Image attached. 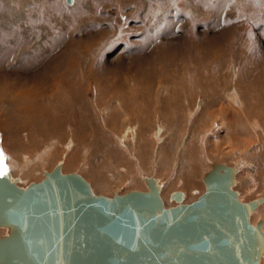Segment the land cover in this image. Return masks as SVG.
<instances>
[{
    "label": "rangeland",
    "instance_id": "1",
    "mask_svg": "<svg viewBox=\"0 0 264 264\" xmlns=\"http://www.w3.org/2000/svg\"><path fill=\"white\" fill-rule=\"evenodd\" d=\"M66 1L0 0V148L20 163L11 170L19 186L42 180L61 160L63 172L82 175L93 191L97 179L106 187L97 194L108 196L148 189L146 178L164 176L173 206L177 190L185 202L197 199L219 162L237 167L240 201L264 197V0ZM61 72L72 86L81 78L76 98L49 87L48 76ZM189 92L197 98L186 108ZM237 105L250 132L233 120ZM123 125L138 131L128 147ZM159 125L162 141L152 134ZM162 155L169 158L158 162ZM250 218L264 220V203Z\"/></svg>",
    "mask_w": 264,
    "mask_h": 264
},
{
    "label": "water",
    "instance_id": "2",
    "mask_svg": "<svg viewBox=\"0 0 264 264\" xmlns=\"http://www.w3.org/2000/svg\"><path fill=\"white\" fill-rule=\"evenodd\" d=\"M0 167V264H260L264 255L263 220H250L264 198L239 200L236 166L213 162L206 190L191 202L173 192V206L153 177L148 191L108 196L60 165L25 187Z\"/></svg>",
    "mask_w": 264,
    "mask_h": 264
},
{
    "label": "bare ground",
    "instance_id": "3",
    "mask_svg": "<svg viewBox=\"0 0 264 264\" xmlns=\"http://www.w3.org/2000/svg\"><path fill=\"white\" fill-rule=\"evenodd\" d=\"M25 1V0H24ZM68 4H71L72 3V0H67L66 1ZM44 44H47V43H44ZM42 49H44L43 47H41ZM66 73V74H65ZM180 76H182V75H180ZM48 77H50V79H51V85L49 86V87H53L54 85L56 86V87H59L60 89L59 90H63L66 94H69V93H72V94H74V95H76L75 96V98L77 97V95H78V90H77V88L79 87L78 85H79V80L81 79V78H79V79H74V81H77V83H76V85L75 86H72L71 84H68V82H66V77L67 78H69V75L67 74V72H61V73H58V74H51V75H49ZM179 77V76H178ZM183 77V76H182ZM184 81V80H183ZM177 82H178V80H177ZM179 83V82H178ZM162 84V83H161ZM195 84V83H194ZM197 85V84H196ZM200 85V84H199ZM157 86V85H156ZM161 86H163V85H160V87ZM202 87V86H201ZM156 88V87H155ZM155 88H154V90H155ZM50 89V88H49ZM54 89H56V88H54ZM150 91H151V89L149 90V91H147L146 93H150ZM159 92V93H158ZM158 92H156L155 94V100H157L158 99V96H159V98L162 96V93H165V92H163L162 90H159ZM196 92V91H195ZM196 93H198V92H196ZM148 94H146V95H148ZM151 94V93H150ZM182 94V91H180L179 90V96ZM144 95V94H143ZM186 95V97H185V99H186V101H189V104L188 105H186V108H190V107H192L193 105H192V102H193V100H194V98L196 97V96H192L191 94H190V92L188 93V94H185ZM185 95H183V96H185ZM114 96V95H113ZM152 96V95H151ZM132 97H134V96H132ZM139 97V96H138ZM167 98V97H166ZM164 99V102H168L167 101V99ZM197 98V97H196ZM110 99V98H109ZM239 100V102L237 101L236 103L238 104V105H241L242 104V100L239 98L238 99ZM170 101V100H169ZM156 102V101H155ZM160 102V101H159ZM174 103V102H173ZM137 104V103H136ZM157 105V104H156ZM237 105V106H238ZM156 107V106H155ZM184 108H182V109H184L185 110V106H183ZM239 107V106H238ZM234 107L235 108V111L233 112L234 114H233V116H234V118H233V120L234 121H236L237 122V124L238 125H240L241 126V130L242 131H244V132H250L249 131V128L251 127V126H249V125H247V123L246 122H244V120H242V118H240L239 116H241V114L239 113V112H236V110H240V111H242L241 110V108H243V107ZM94 108H95V105H94ZM192 109V108H191ZM190 109V110H191ZM158 110V109H157ZM244 110V109H243ZM81 112V111H80ZM95 112V110H93V113ZM197 111H193L190 115L192 116L194 113H196ZM26 113V112H25ZM70 113V112H69ZM124 113L126 114V112L124 111ZM202 113L203 112H199L198 113V118H199V116H202ZM227 113V112H226ZM225 113V114H226ZM18 114H20V113H18ZM24 114V113H23ZM215 114V113H214ZM229 114V113H228ZM21 115V114H20ZM127 117H129V118H134V119H138L139 118V116H141V115H138V113H134V114H132L131 116H129V113L127 112ZM134 115H136V116H134ZM211 116H212V114H210ZM209 115V116H210ZM220 115V114H219ZM262 115V114H261ZM144 116V115H143ZM157 116V115H156ZM211 116H210V118H211ZM214 116V115H213ZM218 115H216V117H217ZM248 116L250 117V115H249V113H248ZM247 116V117H248ZM127 117H125V120L127 121ZM142 117V116H141ZM175 117V115L173 114V118ZM177 117V116H176ZM215 117V116H214ZM213 117V118H214ZM261 117L262 116H259V119H261ZM143 118V117H142ZM145 118V117H144ZM246 118V117H245ZM2 119V118H1ZM158 119V118H157ZM156 119V120H157ZM192 119V118H191ZM160 120V119H159ZM197 120V119H196ZM257 120V119H256ZM135 122H139V120H134ZM141 121H144V119H142ZM163 121V120H162ZM221 121H222V125H228V121H227V117H225L223 114H221ZM159 122V121H158ZM125 123V122H124ZM126 124H128V122L126 123ZM125 124V125H126ZM125 125H123L124 126V128L126 129V131L121 135V139H122V143H124V144H126V146L128 147L129 146V141H130V139L129 138H131L132 140L133 139H135L136 137H134V135L138 132L137 130H131V128H130V125H128V126H125ZM158 125V124H157ZM194 125H196V123L194 124ZM162 126V125H161ZM160 125L157 127V129L155 130V133H152V134H154V139L156 140V141H158V140H160L161 138V134H162V127H161ZM193 126V125H192ZM191 127V126H190ZM230 128V129H229ZM228 129H227V132H225L226 133V135L227 136H232L233 134H235L234 132H232V130H231V127H229ZM152 130V129H151ZM46 131V130H45ZM143 131H145V130H143ZM146 132H148V131H146ZM151 132V131H150ZM237 132H239V130H237ZM142 133V132H141ZM144 133V132H143ZM149 133V132H148ZM211 133V132H210ZM145 134V133H144ZM151 134V133H150ZM129 135H131V136H129ZM145 135H147V133L145 134ZM72 136H74V135H72ZM149 136V135H148ZM141 137V136H140ZM166 137V136H165ZM236 137V136H235ZM245 137V136H244ZM143 138V137H142ZM191 138V137H190ZM200 138V137H199ZM11 139V138H10ZM71 139V138H70ZM144 139H149V138H144ZM152 139V138H151ZM14 140V139H13ZM143 140V139H142ZM153 140V139H152ZM164 140V139H163ZM185 140V139H184ZM191 140H193V139H190L189 141H191ZM71 141H72V139H71ZM70 141V142H71ZM147 141V140H146ZM149 141V140H148ZM147 141V142H148ZM161 141H162V139H161ZM160 141V142H161ZM166 141V140H165ZM204 141H205V139H204ZM69 142V143H70ZM76 142V141H75ZM74 142V143H75ZM142 142H144V141H142ZM167 142V141H166ZM208 141H205V144L207 143ZM131 143V142H130ZM135 143V142H134ZM140 143V142H139ZM149 143V142H148ZM148 143H146V142H144V146H146V144L148 145ZM162 143V142H161ZM168 143V145L167 146H169V143L170 142H167ZM191 143V142H190ZM2 144V143H1ZM68 144V141H67V143H66V145ZM98 144V143H97ZM194 144V143H193ZM70 145H72V144H70ZM141 145V144H140ZM139 145V146H140ZM166 145V144H165ZM197 146H198V148H199V144L197 143L196 144ZM239 145V144H238ZM178 146V145H177ZM183 146V145H182ZM205 146V145H204ZM208 146V145H207ZM67 147V146H66ZM150 147V146H149ZM184 147V146H183ZM182 147V148H183ZM186 147V146H185ZM137 149H138V147H136ZM168 148V147H167ZM179 148V147H178ZM177 148V149H178ZM181 148V149H182ZM69 149V148H68ZM148 149V148H147ZM150 149V148H149ZM158 149V148H157ZM166 149V148H165ZM174 149H176V147L174 148ZM185 149V148H184ZM131 150H133V149H131ZM130 150V151H131ZM159 150V149H158ZM180 150V149H179ZM189 150V149H188ZM187 150V151H188ZM194 150V149H193ZM200 150H202V149H200ZM44 151V150H43ZM52 151V148L51 149H49V147L47 146L46 147V150H45V154L44 153H42L41 155H49V153ZM67 151H69V150H67ZM129 151V152H130ZM148 151V150H147ZM156 150H154V152H155ZM181 151H183V150H181ZM197 152H200V151H198V150H196ZM196 151L194 152V153H196ZM203 151V150H202ZM202 151L200 152V154L199 155H202ZM207 151V150H206ZM86 152H88V151H86ZM157 152V151H156ZM160 152H161V150H160ZM159 152V153H160ZM189 152V151H188ZM5 153H7L6 151H5V149H4V147L3 148H0V154H2V157H0V158H3L5 155L7 156L8 154H5ZM68 153V152H67ZM66 153V154H67ZM93 153H94V151H93ZM93 153H92V155H93ZM150 153V152H149ZM180 153V152H179ZM190 153V152H189ZM62 154V153H61ZM64 154V153H63ZM62 154V155H63ZM66 154H64V157H65V163L67 164L68 163V161L69 160H67L66 159V157L67 156H65ZM143 154V153H142ZM176 154H178V152L176 153ZM184 154V153H183ZM36 155V154H35ZM153 155V154H152ZM154 155H155V157H156V155L157 154H155L154 153ZM153 155V156H154ZM179 155V154H178ZM195 155V154H194ZM39 156H40V154H39ZM42 156V157H43ZM46 156H45V158H46ZM99 156V155H98ZM134 156V155H133ZM145 156H146V154H145ZM177 156V155H176ZM196 156V155H195ZM16 157V156H15ZM30 157V156H29ZM48 157V156H47ZM63 157V156H62ZM63 157V158H64ZM184 157H185V155H184ZM183 157V158H184ZM191 157V156H190ZM11 156L9 157V155H8V157L6 158V160H5V164L7 165V166H9V167H11V168H9L10 170V174L11 173H13L14 172V170L13 171H11L12 169H14L15 167V165L18 163L19 165H20V163L18 162V160H16V159H14V158H11ZM17 158V157H16ZM44 158V157H43ZM153 158V157H152ZM167 158H169V157H164L163 155L162 156H158L157 157V159H158V162H162L164 159H167ZM176 158V157H175ZM31 159V158H30ZM30 159H28V160H26V162L27 161H29V163H31V161H35L34 159H32V160H30ZM36 159V158H35ZM39 159V158H38ZM38 159H36L37 161L36 162H38ZM41 159V158H40ZM70 159V158H69ZM92 159V158H91ZM177 159V158H176ZM176 159H174V162H176L175 160ZM46 160V159H45ZM73 160V159H72ZM88 160V159H87ZM93 160H95V159H93ZM129 160H130V158H129ZM142 160V159H141ZM172 160V159H171ZM185 160H186V158H185ZM48 161V160H47ZM92 161V160H91ZM97 161V160H96ZM151 161H154V160H151ZM40 162V161H39ZM59 162V161H58ZM61 160H60V162H59V164H61ZM155 162V161H154ZM28 163V162H27ZM35 163V162H34ZM63 163V162H62ZM167 163H168V161H167ZM18 164H17V167H18ZM58 164V165H59ZM173 164V163H172ZM176 164H177V162H176ZM183 164V166H185V163H182ZM24 165V164H23ZM37 165V164H36ZM62 165H64V164H62ZM68 165V164H67ZM66 165V166H67ZM61 166V165H60ZM21 167V166H20ZM19 167V168H20ZM23 167V166H22ZM25 167V166H24ZM62 167L63 166H61V171H62ZM64 167H65V165H64ZM166 167H169L168 165L166 166ZM186 167V166H185ZM185 167H183V168H181L180 169V171H179V173H181V174H187V169L185 168ZM19 168H18V170H19ZM64 169V168H63ZM17 169L15 168V171H16ZM178 170V169H177ZM21 171V170H20ZM63 172V171H62ZM20 173V172H19ZM63 173H65V172H63ZM15 174V173H14ZM13 174V175H14ZM23 174V173H22ZM13 175H12V177H13ZM148 178H150V177H148ZM86 179V178H85ZM156 179V178H155ZM159 178H157L156 180H157V183L159 184V187H160V195H161V197H162V199L164 200V203H165V206L166 205H168V204H166V198L168 197V193H169V189H170V184H171V182H168L169 181V179H166V177L164 178V176L163 177H160V179L158 180ZM13 180V179H12ZM146 180V179H145ZM95 188H94V192H96V193H98L97 191H100V190H102V187H105V185L103 186L102 184H101V182H99L97 179H95ZM101 181V180H100ZM136 182V181H135ZM138 183V182H137ZM146 183H147V180H146ZM178 183V182H177ZM163 184H164V186H163ZM141 185V184H140ZM140 185H134V187H140ZM147 185H148V183H147ZM142 186V185H141ZM106 188V187H105ZM144 189V188H143ZM193 189V188H192ZM104 190V189H103ZM103 190L102 191H100V193L101 192H103ZM135 190V189H134ZM139 190H141L140 188H139ZM149 190V186H148V189H145V190H142V191H148ZM191 190V189H190ZM105 191V190H104ZM178 191V190H177ZM181 192H183V196H184V202H185V200H186V198L188 197L187 196V193L186 192H184V190L183 191H181ZM190 192V191H189ZM197 190H196V188H194L193 190H191V193L190 194H193V195H196L197 194ZM103 194V193H102ZM197 196V195H196ZM190 198V197H189ZM192 198V197H191ZM239 198V197H238ZM262 198H264V197H262ZM168 201V200H167ZM242 202V201H241ZM244 202V201H243ZM249 202V201H248ZM169 203V202H168ZM264 203V201L263 202H261L252 212H254L261 204H263ZM251 212V213H252ZM260 214H262V211H260ZM250 220H251V218H250ZM261 220H263V219H261ZM260 221V220H259ZM258 221V222H259ZM257 222V223H258ZM263 223H264V220H263ZM254 225V224H253ZM255 225H256V223H255ZM262 226H263V224H262ZM1 228V227H0ZM262 229H263V231H264V226L262 227Z\"/></svg>",
    "mask_w": 264,
    "mask_h": 264
},
{
    "label": "snow or ice",
    "instance_id": "4",
    "mask_svg": "<svg viewBox=\"0 0 264 264\" xmlns=\"http://www.w3.org/2000/svg\"><path fill=\"white\" fill-rule=\"evenodd\" d=\"M0 157H2V154H0ZM5 174V170L3 167H0V175H4Z\"/></svg>",
    "mask_w": 264,
    "mask_h": 264
}]
</instances>
